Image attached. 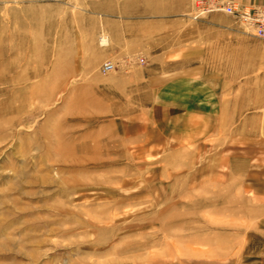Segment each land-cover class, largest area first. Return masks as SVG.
Listing matches in <instances>:
<instances>
[{"label": "rangeland", "instance_id": "rangeland-1", "mask_svg": "<svg viewBox=\"0 0 264 264\" xmlns=\"http://www.w3.org/2000/svg\"><path fill=\"white\" fill-rule=\"evenodd\" d=\"M197 1L0 0V264H264V42Z\"/></svg>", "mask_w": 264, "mask_h": 264}, {"label": "built area", "instance_id": "built-area-1", "mask_svg": "<svg viewBox=\"0 0 264 264\" xmlns=\"http://www.w3.org/2000/svg\"><path fill=\"white\" fill-rule=\"evenodd\" d=\"M204 0H198L196 7H203ZM208 11L222 12L231 16L240 24L253 39L264 42V4L255 6H239L233 2H211ZM201 10V9H200ZM111 69L110 63L100 66V73L105 74Z\"/></svg>", "mask_w": 264, "mask_h": 264}, {"label": "crops", "instance_id": "crops-1", "mask_svg": "<svg viewBox=\"0 0 264 264\" xmlns=\"http://www.w3.org/2000/svg\"><path fill=\"white\" fill-rule=\"evenodd\" d=\"M226 2H233L239 6H255L263 5L264 0H223ZM194 0H156V2L143 3L140 6H155L157 14L167 16L180 17L193 6ZM232 18V17H230Z\"/></svg>", "mask_w": 264, "mask_h": 264}, {"label": "bare ground", "instance_id": "bare-ground-1", "mask_svg": "<svg viewBox=\"0 0 264 264\" xmlns=\"http://www.w3.org/2000/svg\"><path fill=\"white\" fill-rule=\"evenodd\" d=\"M106 43H107V40H106L105 38L102 37V38L100 39V45H101V46H104V45H106ZM106 63H107V62H106ZM108 63H109V62H108ZM110 65H111V69H110V71H111V70H112V65H113V64L110 63ZM106 73H108V72H106Z\"/></svg>", "mask_w": 264, "mask_h": 264}]
</instances>
